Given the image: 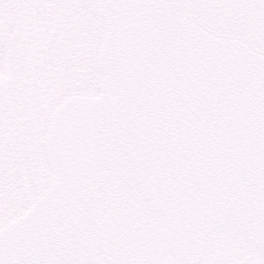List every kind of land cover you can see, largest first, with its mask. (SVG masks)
Returning a JSON list of instances; mask_svg holds the SVG:
<instances>
[{"label":"snow or ice","instance_id":"snow-or-ice-1","mask_svg":"<svg viewBox=\"0 0 264 264\" xmlns=\"http://www.w3.org/2000/svg\"><path fill=\"white\" fill-rule=\"evenodd\" d=\"M0 264H264V0H0Z\"/></svg>","mask_w":264,"mask_h":264}]
</instances>
